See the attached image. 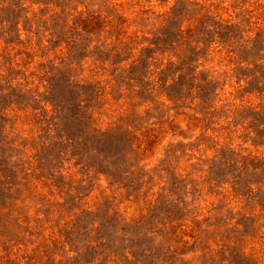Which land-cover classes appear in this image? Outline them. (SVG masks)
<instances>
[{"label": "rangeland", "instance_id": "obj_1", "mask_svg": "<svg viewBox=\"0 0 264 264\" xmlns=\"http://www.w3.org/2000/svg\"><path fill=\"white\" fill-rule=\"evenodd\" d=\"M0 264H264V0H0Z\"/></svg>", "mask_w": 264, "mask_h": 264}, {"label": "trees", "instance_id": "obj_2", "mask_svg": "<svg viewBox=\"0 0 264 264\" xmlns=\"http://www.w3.org/2000/svg\"><path fill=\"white\" fill-rule=\"evenodd\" d=\"M86 131H88V133L93 136L94 139H100V140H106L109 136H110V132L109 131H100L99 129H97L96 127H92V124L89 123L86 126ZM261 159H256V158H251L249 161H245L244 163V168L247 170H256L258 168V166H253V163H258L260 162ZM238 176V175H237Z\"/></svg>", "mask_w": 264, "mask_h": 264}]
</instances>
